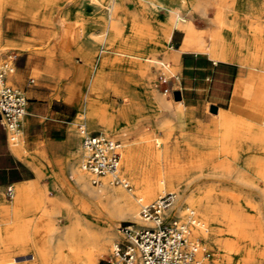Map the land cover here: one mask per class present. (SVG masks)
<instances>
[{
  "label": "rangeland",
  "instance_id": "1",
  "mask_svg": "<svg viewBox=\"0 0 264 264\" xmlns=\"http://www.w3.org/2000/svg\"><path fill=\"white\" fill-rule=\"evenodd\" d=\"M5 1L14 3L15 7L12 8L13 10L3 8L4 1L0 0V61L6 52L14 51L19 55L20 49H29L36 54L45 53L41 51L45 49H49L53 54L63 51L70 53L71 60L75 62L73 69L63 66L57 77L65 86L67 96L77 97L80 105H86L89 98H92L97 110L95 117L100 121L95 129L86 127L87 131L101 132L121 142L127 141L137 154L141 152L144 145L154 146L153 142L158 137L160 143L155 146L169 147L172 152L169 159L174 163L192 162L195 165H203L200 169L203 177L198 180L205 185L204 191L210 190L212 193L209 200L213 218L209 227L213 229V237L216 240V242H207L202 239L207 251L204 259L208 261V264H264V125L262 115L254 109L259 101L255 94L256 85L248 68L227 61L211 64L207 58L211 57L205 52L208 55L201 53L199 57L205 64L213 65V70L208 72V78H183L181 61L175 64L171 72L148 62L149 74H145L133 62L142 60L124 54H107V51L103 50L101 39L106 31L97 24L107 23L105 4L91 0ZM117 2L125 6L128 16L133 14L138 25L137 32L142 35L143 41L158 37L156 30L153 29L151 16L140 11L133 0H117ZM185 2L187 9L185 14L191 17L195 31L202 35L205 42H209L210 31L214 27L211 19L216 12V7H209L203 15L198 12L192 2L189 0ZM228 3L230 5L224 8L227 26L235 27L237 32L246 36L245 44L257 50L260 49L258 53L264 56V0H228ZM25 5L31 8L29 12L24 11ZM78 9L82 11L79 12ZM10 12L14 13V16L10 15ZM65 12L67 13L64 14ZM85 12L89 13L90 17ZM63 15H66L64 21ZM159 15L161 19H165L168 13L161 10ZM128 18L122 17L115 24L117 32L112 31L115 38L132 37L128 32ZM80 19H91L90 22L88 21L91 24L84 27L83 38L97 40L92 53L94 61L92 63L84 61L78 52L73 51V49H79L82 41L79 35L81 25L76 23ZM172 30L170 39L161 42L154 55L155 58L163 60L173 48H178L181 44L182 31L178 28ZM22 42L25 44L17 45ZM122 50L130 51L131 49ZM107 55L109 60L118 59L120 62L112 75L107 77L106 72L102 78L103 83L92 92L90 81L96 69L95 61L104 56L106 59L104 69L109 71ZM30 76L34 78V81L38 78V74L33 71ZM236 80L243 84L239 95L234 93L233 87ZM189 82L192 88L186 87ZM7 83L15 85L11 81ZM174 90H179L182 103L187 107L192 106L194 110V112L183 110L179 121L172 113L171 107L161 106L158 101L161 99L175 104V101L179 99H174ZM73 111L76 113L73 127L78 133L80 144L81 135L78 124H83L85 117H78L75 107ZM220 122L229 123L228 133H223L224 136L219 133ZM107 123L111 131L108 134L101 131L107 128ZM139 136L145 138L137 140ZM166 138L169 145L165 142ZM22 142L23 136L19 143L11 148L21 146ZM242 151L248 152L247 165H242V158H239V153ZM145 160L144 157L137 156L136 171L142 168V165L144 166ZM152 161L154 162L151 159L148 163ZM158 161H162L161 158ZM67 163V158L54 159V171L41 172L40 180L37 181V184L42 186L46 194L54 200L51 218L55 231L69 223V209H75L66 190L87 201V198L77 190L71 173L69 175ZM80 164L81 146L77 160V165L80 166ZM138 172L142 175V171L138 170ZM119 173L129 179V175L126 171H121V168ZM109 185L128 192L121 185L115 183H109ZM130 188L133 189L131 183ZM167 191L169 190L165 192ZM158 195L160 194L143 198L135 194L137 214L139 197L149 202ZM4 199L10 201L12 197L6 195ZM185 207L186 204H182V208ZM196 215L199 218V213ZM12 216L14 215L11 213L5 216L0 211V264H78L74 260L57 259L54 247L46 261L35 259L30 250L32 236L24 237L21 233L23 230H16V225L21 218ZM123 222L138 221L127 217H116L113 220L115 235L107 247L95 255L96 264H107L106 258L110 248L121 236L118 225ZM46 225L47 223L40 226L43 236L49 230ZM56 241L57 236L54 233L51 246H54ZM36 242L38 244L36 247L40 250L45 248V240L42 236L38 237ZM225 243H232L234 249L226 248ZM40 256V258L45 257L43 253Z\"/></svg>",
  "mask_w": 264,
  "mask_h": 264
},
{
  "label": "bare ground",
  "instance_id": "2",
  "mask_svg": "<svg viewBox=\"0 0 264 264\" xmlns=\"http://www.w3.org/2000/svg\"><path fill=\"white\" fill-rule=\"evenodd\" d=\"M2 1H4L2 4L3 8L12 9L15 7V4L9 1ZM91 1L102 3L107 6V23L97 24L103 28V31H106L105 36L101 39L104 46L103 50L107 51V54H124L128 57H135L142 60L133 61L138 65L142 73L149 74L148 62L156 64L158 68L160 67L167 72H171L175 64L179 62V54L181 51L207 52L214 60L236 61L247 67L250 76L253 78V83L256 85L255 94L259 101L254 109L258 110V113L262 115V123L264 125V56H260L258 53L260 49L257 50L246 45V40L244 39L246 36L244 37L241 32H237L235 27L232 28L229 25L227 26L226 18H224V8L230 5L228 0H189V2L193 3L198 12L203 15L206 14L209 7H216V12L211 19V23L214 27L210 31L209 42H205L202 35L195 31L191 17L185 14L187 13L185 0H133L140 11L151 16L153 29L157 32V38L145 41H143L142 35L137 32L138 25L133 14L128 16L129 13L121 2H117V0ZM30 10L31 8L25 5L24 11L29 12ZM161 10H165L168 13L165 19H161L159 15ZM78 11L80 12L82 10L78 9ZM66 13L67 12L64 14ZM86 14L88 15L89 13ZM65 16L66 15H63V21L66 19ZM88 16L90 17V15ZM121 16L125 18L129 17L127 19V26L128 32L130 36H132L131 38L129 36H124L118 39L112 34V31L117 32V30H115V24ZM88 21L90 22L91 19H80L76 22L81 25L79 27V35H81L82 38L78 53L82 56L84 61L92 63L94 62L92 53L95 49V42L97 40L92 41L82 36L84 34L85 25L91 24L88 23ZM173 28H178L182 31L183 40L181 44L178 48H173L163 60L155 58L154 55L160 47V44H162L161 42L170 39L171 30ZM22 44L25 43L22 42L17 45ZM122 49L131 50L124 51ZM115 58L117 59L118 57ZM95 62L96 69L90 81V91L92 92L96 91L99 85L103 83L102 78H104L106 72L108 77V75H112L114 71H116L115 67L120 61L118 59L109 60L107 55V65L110 67L109 71H105L104 69L106 63L104 56ZM10 75L11 73L7 74L8 79ZM242 85L241 81L236 82L235 87H233L235 94L239 95L241 88H243ZM68 99L74 103V105H78L80 109L79 116L85 117V121L82 124L85 128L87 127L90 129L91 124L99 123L100 119H96L95 117V112L97 110L93 105L91 97L84 106L80 105L77 97L74 95H69ZM158 101L161 106L171 107L172 113L176 116L178 121L182 118L184 107L181 99L175 101V104L161 99H158ZM109 127L107 123V128H103L101 131L106 134L110 133ZM228 129L229 123L223 124L220 122V135L226 132L228 133ZM144 138L143 136H139L137 140H143ZM165 142L169 145L168 138H166ZM121 143L122 146L120 148V159L117 171L119 172L120 168L121 171H126L129 175V179L126 178V180L133 185V189H127L128 192H125L122 188L110 186L109 183L111 184L113 182H111L109 174L99 177L100 182L94 184L92 182L93 176L84 169L81 164L79 166L77 162H71L69 170L76 188L81 195L87 198V201L71 194V192L67 190L65 191L70 197L71 204L75 205V209H69L68 214L70 221L59 230H54L55 226L51 218L54 200L46 194L44 188L38 185L36 181L23 182L15 185L10 201L5 200L3 197L0 199V211L5 216L11 213L16 218H21L20 222L16 225V230H23L21 233L24 237L32 236L33 242L30 244V250L35 259L46 261L48 255L52 252V247H54L57 252V259H62L63 261L74 260L77 261L78 264H96L95 255L102 252L107 247V244L113 240L115 235L113 220L116 217H127L130 220L134 219L135 221H139L136 203L137 196H135V194H139V196L143 198H151L155 194H161L166 190L173 193V200L166 210V213H174L175 215L182 216L184 212L182 204L185 203L186 207H188V205L192 206L195 208L196 213H199L198 219L200 220V224L193 228V233L207 240V242H216L213 237L214 231L209 227L213 218L209 200L212 193L210 190L204 191L205 185L199 182L201 177H203L200 170L203 165H195L192 162L174 163L169 159L172 155L169 147L158 148L155 146L160 143L158 137L153 142L154 146L152 144L144 145L139 154L136 153L135 149L131 144H128L127 141ZM79 151L80 145L77 147L76 157H78ZM137 156L146 159L144 166L142 165V168L138 169L140 172L142 171V175L138 170L136 171L138 167L135 164ZM159 158H161L162 161L159 162ZM239 158H242V165L248 164L249 156L247 151L239 153ZM151 159H153L154 162L148 163ZM202 191H204L203 194H201ZM38 212H40L39 215H37ZM46 223L49 230L48 233L43 236L40 232V226ZM205 224H207V226H205ZM54 233L57 236V241L54 243V246H51ZM41 236L45 240V248L43 250L36 247L38 246L36 239ZM225 245L226 248L230 250L234 249L232 243H225ZM42 253L45 255V257L42 256L44 258H40ZM203 261L202 264H208L206 259Z\"/></svg>",
  "mask_w": 264,
  "mask_h": 264
},
{
  "label": "built area",
  "instance_id": "3",
  "mask_svg": "<svg viewBox=\"0 0 264 264\" xmlns=\"http://www.w3.org/2000/svg\"><path fill=\"white\" fill-rule=\"evenodd\" d=\"M17 53L8 51L0 61V124L11 144L19 141L21 123L26 112L24 91L6 81L13 72ZM81 137V165L100 182L109 174L111 182L130 189V183L118 171L121 141L101 132H89L78 125ZM11 196V187H7ZM173 200L171 191L146 202L138 198V222L119 223L120 239L115 241L106 258L107 264H202L206 249L202 238L193 233L200 224L195 210L185 207L182 216L167 214Z\"/></svg>",
  "mask_w": 264,
  "mask_h": 264
},
{
  "label": "crops",
  "instance_id": "4",
  "mask_svg": "<svg viewBox=\"0 0 264 264\" xmlns=\"http://www.w3.org/2000/svg\"><path fill=\"white\" fill-rule=\"evenodd\" d=\"M9 14L14 16V13L11 14L10 12ZM41 51L45 53L36 54L29 49H20L15 69L11 72L9 79L6 75L7 82L8 80L11 81L15 84L13 86L24 91L27 105L21 123L19 137L20 140L23 136L21 146L11 148V146L17 145L19 141L16 144H11L0 124V199L8 195V186L11 187L12 197L15 185L23 182H37L40 180L41 172L54 171V159L67 158L68 172L71 162L78 160L76 151L80 144L78 133L73 127L76 117L73 107L77 109L78 117H80V109L78 105L69 101L66 88L57 77L63 66L73 69L75 62L71 60V54L68 52L53 54L49 49ZM73 51L78 52V49H73ZM201 53L205 52H180L179 62L181 61L183 78H208V72L213 70V65L205 64L203 59L199 57ZM207 58L211 64H216L217 61L238 63L230 60ZM32 71L38 74L36 81L30 76ZM186 87L192 88L191 82ZM183 106L185 112H194L192 106L187 107L184 104ZM96 126L97 123L91 124L90 129H95Z\"/></svg>",
  "mask_w": 264,
  "mask_h": 264
},
{
  "label": "water",
  "instance_id": "5",
  "mask_svg": "<svg viewBox=\"0 0 264 264\" xmlns=\"http://www.w3.org/2000/svg\"><path fill=\"white\" fill-rule=\"evenodd\" d=\"M173 97L174 99H180L181 98V92L179 90L173 91Z\"/></svg>",
  "mask_w": 264,
  "mask_h": 264
}]
</instances>
